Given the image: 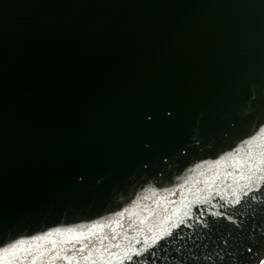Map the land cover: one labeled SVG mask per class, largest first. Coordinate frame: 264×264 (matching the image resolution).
Masks as SVG:
<instances>
[{
	"label": "water",
	"instance_id": "1",
	"mask_svg": "<svg viewBox=\"0 0 264 264\" xmlns=\"http://www.w3.org/2000/svg\"><path fill=\"white\" fill-rule=\"evenodd\" d=\"M251 137L264 143V0H0V248L92 224L86 244L126 245L206 169L236 191L230 161L201 162ZM230 200L192 205L199 220L124 264H243L264 242V187Z\"/></svg>",
	"mask_w": 264,
	"mask_h": 264
},
{
	"label": "snow or ice",
	"instance_id": "2",
	"mask_svg": "<svg viewBox=\"0 0 264 264\" xmlns=\"http://www.w3.org/2000/svg\"><path fill=\"white\" fill-rule=\"evenodd\" d=\"M146 119L149 121L148 116ZM252 140H255V137H251L246 142L243 154L226 152L218 160L201 162L220 165L226 160L230 161L228 166L233 171L225 170L222 175L225 179H233L236 191L227 192L225 188L207 183L210 180H218L221 173L217 172L216 175H210V170L206 169L203 187H197L196 195L183 197L179 204L172 203L171 211H169L168 202H163L162 209L149 210L145 208L143 211L147 215L138 217L141 227L136 229L130 226L134 235L128 238L126 245L122 244V240L127 237V233H125V237H97V241H115L114 244L109 243L107 247L98 242L86 244V240L93 235L92 230L97 228L96 224H92L89 229L84 231H74L71 228L49 229L41 236L31 237V240L36 243H30L27 247L22 246L21 242L18 241L6 248H0V264H16L17 257H22L26 264H52L56 258H60L61 264H124L125 260L132 262L134 257H140L149 248L156 245L157 241L171 235L172 230L178 229L180 224L185 223L187 219L199 220L203 216V212L194 214L192 205H203L213 195H220L221 199L224 200V206L229 203V198H231L232 204H236L239 202V198L248 195V192L264 187V143L252 144ZM241 182L243 183L241 184ZM188 183V180L183 181V184ZM175 188L183 190V185L176 184ZM244 189L248 191L245 192ZM255 198L252 196V199ZM121 212H117L116 216L120 217ZM217 214L223 215L222 213H212V215ZM227 219L232 220V217L228 216ZM110 223L115 224L116 222L110 221ZM146 232L151 233V235L145 234ZM51 233L60 235L59 242ZM140 236H143L142 240L138 239ZM45 241L51 242L50 248L45 245ZM76 245L81 250L79 253L73 250L69 254L65 251V249H75ZM252 247L256 251L253 252L252 248H249L245 253L246 258L243 264H264V242L258 245L253 244Z\"/></svg>",
	"mask_w": 264,
	"mask_h": 264
}]
</instances>
